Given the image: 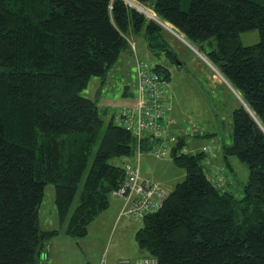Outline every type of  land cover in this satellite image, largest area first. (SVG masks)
<instances>
[{
    "label": "trees",
    "instance_id": "16d2710c",
    "mask_svg": "<svg viewBox=\"0 0 264 264\" xmlns=\"http://www.w3.org/2000/svg\"><path fill=\"white\" fill-rule=\"evenodd\" d=\"M136 1L195 48H211L207 58L247 104L234 111L232 142L189 152L198 125L175 140L133 133L129 121L138 111L139 79L136 105L120 108L117 124L114 113L105 124L108 110L82 96L92 77L106 78L128 49L129 35H143L155 57H177L165 28L124 0H0V264H40L60 234L39 226L47 184L55 186L65 235L83 238L124 184L128 164L139 166L141 179L166 196L157 212L141 220L135 234L140 256L127 259L264 264V0ZM252 30L261 40L244 46L241 34ZM148 64L170 82L169 68ZM174 101L172 95L171 131ZM162 143L166 154L172 146L170 171L185 172L170 193L165 182L141 173L144 151L158 158L153 150ZM236 158L250 170L241 196L220 187V174L232 173Z\"/></svg>",
    "mask_w": 264,
    "mask_h": 264
},
{
    "label": "rangeland",
    "instance_id": "374dc122",
    "mask_svg": "<svg viewBox=\"0 0 264 264\" xmlns=\"http://www.w3.org/2000/svg\"><path fill=\"white\" fill-rule=\"evenodd\" d=\"M124 1L130 7H136L130 4L128 0ZM135 3L141 5L137 1ZM141 6L154 15L152 16L136 7L135 9L143 13L148 20H153L156 23H158V20L162 21L152 7L144 4ZM169 25L172 26L171 24ZM165 30L170 46L175 50L177 54L176 58L181 64L177 62L176 58L172 61L165 55L155 57L150 54L148 44L143 35L140 37L129 35L126 39L129 45L128 49L121 53L106 78L92 77L89 85L81 92L82 96L96 101L102 112H104L103 110H108V114L103 113L105 124H108L110 116L113 113L117 117L115 121L117 124L118 116L121 112L119 111L120 108L122 109L123 106L135 107L136 105L138 98V75L143 69V65L145 63L148 64V62L155 65L162 64L171 71V80L168 83L171 86L172 95L175 96L172 118L176 119L177 122L175 123L176 126L173 127L174 131L169 129L168 138L175 140L179 134L190 133L193 126L198 125L201 129L197 131L196 137H190L188 143L189 152L199 151L203 145L214 146L215 142L225 144L232 142L234 111L245 102L240 92L236 89V91L232 90L227 83L228 80L223 76L220 69L209 61L206 54L211 48L208 45L205 46L206 49L204 51H201L189 43L177 30L174 29L177 35L169 29L165 28ZM182 39H185L189 45ZM260 40L261 37L258 30L241 34V42L244 46L256 45ZM127 90H129V94L125 97L124 93ZM137 103L138 111L134 114V119L130 123L131 129L136 135L139 125L140 106L144 102ZM243 106L246 107L245 105ZM206 133H209L210 136L204 137V135H207ZM169 147L165 157H158V159L144 151L145 153L141 158V170L145 167L149 168L148 172H144L143 175L147 176L153 173L150 178L148 175V178L156 180L154 182H165L162 185L168 193L185 180V172L182 169L174 168V170L169 171L170 167H172L170 161L171 152L169 153L172 148L171 144H169ZM220 155L221 157L223 156V151L220 152ZM148 158L153 162H150ZM130 160L137 163V158L134 159L133 157ZM233 160L236 161V163H233L234 171L229 173L230 171L225 170L220 174V179L222 180L220 187L223 191L231 192L233 190L234 193L243 195L244 186L249 180L250 170L247 165L237 158ZM113 197L116 196L113 194L111 198ZM76 204H78V198L76 199ZM118 220L112 227V233L108 234L106 238L103 236L98 237L97 229L90 230L87 236L83 238L68 237L65 235V229L61 227L58 218L55 202V186L50 183L45 186L43 200L39 207L40 229L43 231H49L50 229L61 231L57 236L61 240L56 237V240L51 241V244H55V241L57 242L55 247L58 249L57 254L52 255L54 258L52 259V264H77L81 256H84V253L87 254L86 249L89 248L88 245H91L92 242L100 238L103 245L100 248L98 245H95L93 248H89V250L91 257H97L96 252L102 250L99 256L101 264L115 262L125 256H138L139 248L135 234L139 226H142V223L136 222L124 215H121ZM48 250L49 246H47L44 252L46 253ZM74 250L78 251L77 255H75ZM40 264H43V261Z\"/></svg>",
    "mask_w": 264,
    "mask_h": 264
},
{
    "label": "built area",
    "instance_id": "2783aa9c",
    "mask_svg": "<svg viewBox=\"0 0 264 264\" xmlns=\"http://www.w3.org/2000/svg\"><path fill=\"white\" fill-rule=\"evenodd\" d=\"M143 70V71H142ZM138 75L140 102L139 137L143 132L151 131L155 138H167L172 120L169 118L171 110L170 98L172 89L168 81L162 79L152 65L145 63ZM139 102V103H140ZM132 120L129 121V126ZM146 130V131H145ZM174 140V139H173ZM157 157L165 156V144H159L153 150ZM128 177L124 184L113 194L124 201L121 215L135 220H142L145 216L157 212L165 200V191L154 183L141 179L140 169L127 165ZM118 264H159L157 258L121 259Z\"/></svg>",
    "mask_w": 264,
    "mask_h": 264
},
{
    "label": "crops",
    "instance_id": "0c3cea01",
    "mask_svg": "<svg viewBox=\"0 0 264 264\" xmlns=\"http://www.w3.org/2000/svg\"><path fill=\"white\" fill-rule=\"evenodd\" d=\"M148 160L150 162H153L150 158H148ZM155 169H157V168H155ZM148 170H149L148 167L143 168V170L141 171L142 175L144 174V172H148ZM152 174L153 173L148 174L149 178H150V176ZM148 175L147 176L143 175L144 177L143 176L142 177L144 179H149ZM123 206H124V201L121 198H119V197L118 198H116V197L111 198L110 199L109 208L105 212L100 214L90 224L88 232H90V230H96L97 229V233L99 235L98 237L103 236L104 238H106L108 236V234L112 233V227L114 226V224L119 221L118 219L121 216V212L123 210ZM130 219H132V218H130ZM132 220H134L136 222H141V220H139V221L135 220V219H132ZM50 230H52V229H50ZM57 238L60 239L59 237H57ZM56 243L57 242L55 241V244ZM55 244H51V243L49 244V250L43 255L41 263L43 261V264H52V259H54L52 257V255L53 254L55 255L58 252L57 251L58 249L55 247L56 246ZM95 245H98L99 248H100L101 245H103L101 238L100 239H96L94 242H92L91 245H88V247L89 248H93ZM89 248L86 249V253L87 254L84 253L85 257L82 255L81 258L79 259V262L77 264H101V262H100L101 260H100L99 256H100L102 250H99L98 252H96L97 257H95V256L91 257ZM74 253H76L75 255H77L78 251L74 250ZM60 254H62V253H60ZM139 256H140V254L138 256L133 255V257L125 256L124 258H119V260L120 259H125V258H135V257H139ZM119 260L115 261V262L106 263V264H118ZM65 264H67V263H65Z\"/></svg>",
    "mask_w": 264,
    "mask_h": 264
},
{
    "label": "bare ground",
    "instance_id": "6f19581e",
    "mask_svg": "<svg viewBox=\"0 0 264 264\" xmlns=\"http://www.w3.org/2000/svg\"><path fill=\"white\" fill-rule=\"evenodd\" d=\"M128 1H130V4H132L134 7L136 6L139 10H141V11H145V12H147V13H149L150 15H152V16H154L153 14H151V12L150 11H148V10H146L144 7H142L141 5H138L137 3H135L136 1H134V0H128ZM135 7V8H136ZM162 23L171 31V32H173L174 31V29H173V27L172 26H170L169 24H167V23H165V22H163L162 21ZM173 30V31H172ZM176 32V31H175Z\"/></svg>",
    "mask_w": 264,
    "mask_h": 264
},
{
    "label": "water",
    "instance_id": "95a60500",
    "mask_svg": "<svg viewBox=\"0 0 264 264\" xmlns=\"http://www.w3.org/2000/svg\"><path fill=\"white\" fill-rule=\"evenodd\" d=\"M138 10V9H137ZM139 11V10H138ZM158 23L162 26V27H164V28H166V29H168L163 23H162V21H160V20H158ZM173 31V30H172ZM173 33L174 34H176L177 35V33L176 32H174L173 31ZM182 40H184L185 41V43H188L185 39H182ZM187 45H189V43L187 44ZM191 48H193V46H191ZM176 60H177V62L179 63V64H181L179 61H178V59L176 58ZM227 82V81H226ZM228 84H229V86L232 88V90H234V91H236L235 89H234V87H232L231 86V84L229 83V82H227ZM242 102H244L243 100H242ZM243 105H245L246 107H247V105H246V103L244 102L243 103Z\"/></svg>",
    "mask_w": 264,
    "mask_h": 264
}]
</instances>
